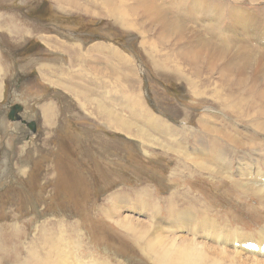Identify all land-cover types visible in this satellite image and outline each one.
<instances>
[{
  "label": "rangeland",
  "instance_id": "obj_1",
  "mask_svg": "<svg viewBox=\"0 0 264 264\" xmlns=\"http://www.w3.org/2000/svg\"><path fill=\"white\" fill-rule=\"evenodd\" d=\"M87 1L0 0V264H264V0Z\"/></svg>",
  "mask_w": 264,
  "mask_h": 264
},
{
  "label": "bare ground",
  "instance_id": "obj_2",
  "mask_svg": "<svg viewBox=\"0 0 264 264\" xmlns=\"http://www.w3.org/2000/svg\"><path fill=\"white\" fill-rule=\"evenodd\" d=\"M98 1V0H97ZM107 1L108 0H104V3L103 4H101V5H99L98 3H95L94 2V0H89V2L87 1V3H88V6H94L95 8H98L100 11H101V9H105V8H103V7H106V8H108L107 6L109 5V2L107 3ZM111 1V5L110 6H113L114 8H118V11L116 10L115 12H110V13H114V15H116L117 17L116 18H114L113 19V21H115L116 20V22H119V19L121 20V21H124V24L126 25V24H128L129 23V26H132V24L134 25V24H136L137 22V20H139L141 17H139L138 15H137V10H139L140 9V11H142L143 10V12H145V14L146 15H148L149 16V18H153L155 21L157 20V19H160L161 17H163L164 15L162 14V12H161V9L160 8H158L157 7V5L152 1V0H131V2L129 3V4H131V3H135L136 4V6H135V10H134V16L132 17V18H130L129 17V15H124V14H122V13H119V11H120V7H121V4L120 3H118L117 2V0H110ZM112 4H114V5H116V7L114 6V5H112ZM65 6L64 7H66V6H68L69 7V5H66V4H64ZM103 5V6H102ZM118 6V7H117ZM70 8V7H69ZM67 9V8H66ZM99 10H98V15H99ZM117 13H119L118 15H117ZM138 13H140V12H138ZM131 15V14H130ZM144 16V15H143ZM115 17V16H114ZM127 17H129V18H127ZM132 20V23H130L129 22V20ZM62 37V36H61ZM63 38V37H62ZM45 42L47 43V41L45 40ZM51 70V69H50ZM45 109V108H44ZM161 109V108H160ZM109 113V112H108ZM111 115H112V113L111 114H109V118H110V120L114 123V125L115 124H117L118 125V119H116V117H111ZM27 122H29V121H27ZM49 159V158H48ZM26 166V165H25ZM21 167V166H20ZM24 167V166H23ZM27 167V166H26ZM23 169V168H22ZM17 170H18V168H17ZM19 171H21V170H19ZM23 171V170H22ZM23 173V172H22ZM4 175H7V174H4ZM15 191V190H14ZM11 192V191H10ZM50 241V240H49ZM50 242H52V240L50 241ZM51 244V243H50ZM49 248V247H48ZM51 252V251H50ZM39 264H44V262H41L40 261V263ZM55 264H58V263H55Z\"/></svg>",
  "mask_w": 264,
  "mask_h": 264
},
{
  "label": "water",
  "instance_id": "obj_3",
  "mask_svg": "<svg viewBox=\"0 0 264 264\" xmlns=\"http://www.w3.org/2000/svg\"><path fill=\"white\" fill-rule=\"evenodd\" d=\"M24 110V107L21 103H15L13 105H11V108H10V112H9V119L13 120V121H16L19 119L20 117V113ZM27 123V126L29 127V129L33 132L36 131L37 129V125L34 121L32 122H26Z\"/></svg>",
  "mask_w": 264,
  "mask_h": 264
},
{
  "label": "crops",
  "instance_id": "obj_4",
  "mask_svg": "<svg viewBox=\"0 0 264 264\" xmlns=\"http://www.w3.org/2000/svg\"><path fill=\"white\" fill-rule=\"evenodd\" d=\"M0 14H1V12H0ZM8 28L10 29V31L19 34L24 40H27V38L25 37V31L20 30L18 27H16V28H11V27L8 26ZM28 36H29V34H28ZM12 38H13V35H12ZM34 38H35V37H34ZM44 41H45V39H44ZM40 65H41V64H40ZM38 66H39V63H38ZM48 67L50 68V65H48Z\"/></svg>",
  "mask_w": 264,
  "mask_h": 264
},
{
  "label": "flooded vegetation",
  "instance_id": "obj_5",
  "mask_svg": "<svg viewBox=\"0 0 264 264\" xmlns=\"http://www.w3.org/2000/svg\"><path fill=\"white\" fill-rule=\"evenodd\" d=\"M20 76V77H19ZM26 76H27V74H25V73H22V74H18V80H19V84L21 83V81L23 80V79H25L26 78ZM15 104V103H14ZM13 105V104H12ZM10 108H11V105L9 106ZM10 110V109H9ZM8 115H9V113H8Z\"/></svg>",
  "mask_w": 264,
  "mask_h": 264
},
{
  "label": "clouds",
  "instance_id": "obj_6",
  "mask_svg": "<svg viewBox=\"0 0 264 264\" xmlns=\"http://www.w3.org/2000/svg\"><path fill=\"white\" fill-rule=\"evenodd\" d=\"M38 40H40V39H38ZM40 41H42V40H40ZM43 42V41H42ZM44 43V42H43ZM29 128V127H28Z\"/></svg>",
  "mask_w": 264,
  "mask_h": 264
}]
</instances>
